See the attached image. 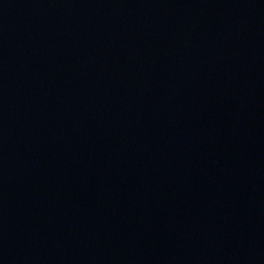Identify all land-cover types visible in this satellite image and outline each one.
I'll return each instance as SVG.
<instances>
[{"label": "water", "instance_id": "95a60500", "mask_svg": "<svg viewBox=\"0 0 264 264\" xmlns=\"http://www.w3.org/2000/svg\"><path fill=\"white\" fill-rule=\"evenodd\" d=\"M0 264H264V0H0Z\"/></svg>", "mask_w": 264, "mask_h": 264}]
</instances>
